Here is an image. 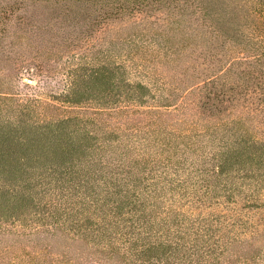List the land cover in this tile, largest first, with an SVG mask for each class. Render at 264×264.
Returning <instances> with one entry per match:
<instances>
[{"label": "trees", "instance_id": "trees-1", "mask_svg": "<svg viewBox=\"0 0 264 264\" xmlns=\"http://www.w3.org/2000/svg\"><path fill=\"white\" fill-rule=\"evenodd\" d=\"M25 1L0 0V70L4 69L2 61L8 59L13 73L0 78V103L18 101L14 91L20 87L33 94L40 92L35 90L39 87L42 93L47 83L22 84L23 71L35 67L42 76H53V67L64 57L66 62L82 61L76 66L79 75L72 73L61 83L66 89L57 96L64 103L86 99L103 105L143 106L149 96L143 79L162 73L168 88L164 99L156 103L164 107L179 100L175 115L184 120L197 116L226 131L240 129L247 136L243 151L257 161L253 166L243 162L242 170L256 184L264 183V0H251L250 5L244 0H32L48 8L44 15L31 14ZM251 15L257 20L247 27ZM122 23L112 35L95 42L98 33L110 32L113 25ZM20 36L25 40H19ZM18 40L32 41L34 46L21 49ZM72 49L80 52L71 53ZM91 63H98L97 67ZM131 75L136 79L126 78ZM5 89L11 92L1 91ZM14 108L20 114L29 109ZM73 120L32 123L18 117L12 126L0 124V176L6 180L0 185V223L24 219L19 207L26 203L34 215L46 207L37 220L54 226V231L69 223L68 207L72 212L88 209L90 215L109 221L103 211L105 198L93 199L86 193L92 177L82 179L74 163H62L71 153L63 135ZM225 156L219 145L211 154L218 163L213 164V177L225 174ZM43 160L50 162L47 172L33 177L36 171L26 168H37ZM251 167L256 169L249 173ZM17 168L26 177L16 174ZM64 203L69 206L65 208ZM162 243L143 252L158 249Z\"/></svg>", "mask_w": 264, "mask_h": 264}, {"label": "rangeland", "instance_id": "rangeland-1", "mask_svg": "<svg viewBox=\"0 0 264 264\" xmlns=\"http://www.w3.org/2000/svg\"><path fill=\"white\" fill-rule=\"evenodd\" d=\"M24 4L31 14L48 13V8L32 0ZM255 20L253 15L248 17L247 27ZM123 25L98 33L95 42ZM19 40L25 39L20 36ZM19 40L16 44L21 49L34 46L32 41ZM66 60L53 67V76H42L35 67L23 71L22 84L34 87L43 81L47 86L42 93L39 87L35 90L40 92L34 94L25 87L14 91L18 101L0 103V124L12 126L18 117L32 123L73 118L63 135L71 153L62 163H74L82 179L92 177L86 193L93 199L105 198L103 211L109 221L90 215L88 209L72 212L69 203H64L71 214L69 223L54 231V226L37 220L47 212L46 207L38 208L36 216L26 203L19 207L24 219L0 223V264H264V183L256 184L242 170L243 162L253 166L256 161L243 151L247 136L240 129L226 131L197 116L184 120L175 115L179 100L159 106L156 102L164 99L168 86L158 72V77L143 79L149 89L143 106L103 105L86 99L64 103L57 96L66 89L61 83L72 73L79 75L76 66L82 63ZM8 61H2L0 78L13 75ZM14 106L29 109L20 114ZM218 145L226 152L225 174L213 177V164L218 163L210 156ZM48 163L43 160L39 167L26 170L36 171L35 178L42 177ZM0 179V185L5 184L3 175ZM83 225L88 229L84 233L78 230ZM30 227L39 230L30 232ZM159 242L163 243L158 249L143 252Z\"/></svg>", "mask_w": 264, "mask_h": 264}]
</instances>
